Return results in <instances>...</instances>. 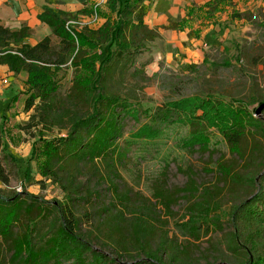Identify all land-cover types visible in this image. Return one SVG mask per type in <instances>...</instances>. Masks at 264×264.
I'll return each mask as SVG.
<instances>
[{
	"label": "trees",
	"instance_id": "trees-1",
	"mask_svg": "<svg viewBox=\"0 0 264 264\" xmlns=\"http://www.w3.org/2000/svg\"><path fill=\"white\" fill-rule=\"evenodd\" d=\"M222 3H208L209 16ZM106 7L114 18L96 30L66 29L76 14L45 9L38 19L50 36L33 46L25 25L15 31L0 25V65L26 75L27 119L17 128L24 142L32 140L38 184L43 189L49 182L62 194L48 201L0 188V264H264V109L255 115L264 95L228 102L219 92L179 96L173 83L161 82V65L146 74L159 30L179 24L150 29L145 0H107ZM246 16L230 15L250 21ZM257 64L264 68V57ZM67 70L70 87L62 93ZM181 70L198 75L200 66ZM154 81L170 96L141 111L143 91ZM139 118L145 122L132 138L156 137L173 124L186 127L185 151L208 155L212 162L204 171L214 182L197 184L190 172L180 188L154 181L153 201L133 190L121 174L129 145L124 134L127 121ZM6 163L14 159L0 149V184L10 188ZM181 200L184 219L171 224V209ZM206 238L205 248L197 245Z\"/></svg>",
	"mask_w": 264,
	"mask_h": 264
},
{
	"label": "rangeland",
	"instance_id": "rangeland-1",
	"mask_svg": "<svg viewBox=\"0 0 264 264\" xmlns=\"http://www.w3.org/2000/svg\"><path fill=\"white\" fill-rule=\"evenodd\" d=\"M106 1L100 2V0H97L92 7H84L75 13V20L81 25L79 29L87 27L96 30L107 19L113 20V14H110L106 7ZM222 1L221 8L219 6L218 12L215 13L229 10V19L220 25L221 28L217 29L207 48L204 51L202 50V59L195 58L196 63H187L185 62L187 61L186 56L182 55L181 52H177L172 60H163L159 64V70L161 65L164 77L161 82L163 84L165 82L173 83L179 88L177 93L179 96L219 92L224 95L221 100L225 102H228L230 97H235L238 100H246L250 97V100H257L258 97L264 95V68L257 64V61L264 57V0ZM149 3L151 4V2ZM233 11L247 15L246 18L250 17V21L231 20L230 15ZM208 13L207 9V16L203 17V21H209L214 17L215 13L212 16H209ZM184 21L185 19H183ZM53 43H56L55 39H53ZM183 46L186 47L187 43ZM237 53H240L238 60H236ZM204 57L205 65H202ZM189 61H192V59ZM184 64L199 65V74L182 72L181 66ZM148 72L151 74L150 69ZM65 73L66 76L62 81V93L69 89L72 77L71 70H67ZM148 77H151V75ZM18 80L20 83L15 82L13 84L20 86L22 80L20 78ZM161 82L154 81L146 86L139 106L141 111L160 106L165 98L170 96L167 91L161 90ZM21 95H24V93L22 92ZM13 98L11 92L5 99L7 103H3V108H0V111L7 109ZM21 99L23 100V97ZM257 107L258 104L255 103L253 106H249V110L252 111ZM144 122V118H139L138 122L127 121L124 134L125 141L129 145L127 146L128 154L125 167L121 174L133 190L142 193L144 197L153 201L152 185L154 181H161L162 186L167 189L180 188L187 182L186 175L190 172L191 175H194L197 184L208 186L214 182V178L204 171V169L211 166L212 160L208 158V155L202 156L199 153L192 154L185 151L183 138L187 135L186 127L173 124L156 137L132 138L133 133ZM210 133L213 140L218 139L214 129H211ZM7 137H11V134H8ZM26 142L32 144L30 139ZM224 150L222 149V151ZM30 157L18 158L13 164L6 163V170L10 175V188H4L1 184L0 188L8 192H25L37 195L48 201L62 200V194L56 186L45 181L42 189L38 184L41 178L37 171V164L35 160H30ZM20 167H23V169L20 170ZM226 208L224 206L219 211L221 216ZM160 211L161 216L164 218V212L161 209ZM171 211L174 215L170 216L171 224L183 220L186 211L185 201H179L177 205L172 207ZM221 220L225 221L223 217ZM206 240L207 238L203 239L197 245L205 248Z\"/></svg>",
	"mask_w": 264,
	"mask_h": 264
},
{
	"label": "crops",
	"instance_id": "crops-1",
	"mask_svg": "<svg viewBox=\"0 0 264 264\" xmlns=\"http://www.w3.org/2000/svg\"><path fill=\"white\" fill-rule=\"evenodd\" d=\"M47 1L58 2L49 4ZM212 1L214 0H146V3L151 2V8L144 22L150 29L160 28L168 20L180 26L177 30H159L160 38L150 44L151 62L146 67L147 76L158 72L159 64L163 60H172L177 52L186 56L187 61H184L187 63H196L195 58L202 59L203 51L230 14L229 10H224L222 13H215L211 20L203 21V17L207 16L205 6ZM96 2L97 0H0V25L14 31L25 25L32 31L27 43L33 46L50 36L48 27L38 19L45 9L53 13L75 14L84 7H92ZM190 33L193 35L191 38ZM185 43L186 47L183 46ZM19 78L22 80L21 85L13 84L20 83ZM25 79V74L15 76L6 66L0 65V108H3V103H7L5 99L11 92L14 96L7 109L0 111V149L4 150V155L11 156L14 162L18 158H29L32 151L31 144L24 142L25 136L17 129L27 119L23 113L25 96L21 95L25 91ZM8 134L11 137H7Z\"/></svg>",
	"mask_w": 264,
	"mask_h": 264
},
{
	"label": "built area",
	"instance_id": "built-area-1",
	"mask_svg": "<svg viewBox=\"0 0 264 264\" xmlns=\"http://www.w3.org/2000/svg\"><path fill=\"white\" fill-rule=\"evenodd\" d=\"M100 2H103V0H100ZM79 26H81L80 23H78L77 20H73V21H69L66 24V29H68V27H77V28H79ZM86 26H88V25H86Z\"/></svg>",
	"mask_w": 264,
	"mask_h": 264
},
{
	"label": "water",
	"instance_id": "water-1",
	"mask_svg": "<svg viewBox=\"0 0 264 264\" xmlns=\"http://www.w3.org/2000/svg\"><path fill=\"white\" fill-rule=\"evenodd\" d=\"M263 109H264V103L261 104V105L256 109V111H255V115L258 116V117H260V116H261V112L263 111Z\"/></svg>",
	"mask_w": 264,
	"mask_h": 264
}]
</instances>
